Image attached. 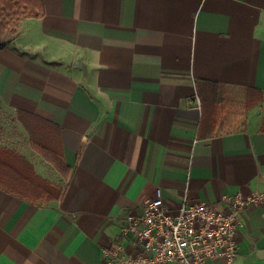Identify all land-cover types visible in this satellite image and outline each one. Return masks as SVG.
Wrapping results in <instances>:
<instances>
[{"label": "crops", "instance_id": "obj_1", "mask_svg": "<svg viewBox=\"0 0 264 264\" xmlns=\"http://www.w3.org/2000/svg\"><path fill=\"white\" fill-rule=\"evenodd\" d=\"M45 7L0 51V115L19 128L3 146L63 195L30 201L0 186V264H107L121 243L132 253L123 218L142 214L157 188L172 212L185 201L222 210L224 196L264 192V0ZM208 83L228 101L245 103L250 90L263 100L241 128L228 118L210 137L201 128ZM21 114L61 128L68 179L34 149ZM236 240L233 261L207 264H264V200L243 211Z\"/></svg>", "mask_w": 264, "mask_h": 264}, {"label": "built area", "instance_id": "obj_2", "mask_svg": "<svg viewBox=\"0 0 264 264\" xmlns=\"http://www.w3.org/2000/svg\"><path fill=\"white\" fill-rule=\"evenodd\" d=\"M264 200V192L249 196H224V209L213 204L185 201L177 212L164 203L157 188L142 214H127L122 231L134 245L126 253L124 243L105 252L107 264H207L222 259L233 261L238 255L237 233L243 211Z\"/></svg>", "mask_w": 264, "mask_h": 264}, {"label": "trees", "instance_id": "obj_3", "mask_svg": "<svg viewBox=\"0 0 264 264\" xmlns=\"http://www.w3.org/2000/svg\"><path fill=\"white\" fill-rule=\"evenodd\" d=\"M45 14V0H0V51L16 41ZM207 85L212 87L208 88L207 97L203 98L207 108V120L205 122L203 120L201 128L204 125L206 133L212 137L218 128L220 130L226 128L228 112L235 104L223 98L218 84ZM262 100L261 92L250 90L247 101L239 105L244 113ZM235 111L232 110L233 113ZM20 119L30 135L34 149L65 179H68L72 168L65 159L61 128L48 122L43 124L41 119L30 115L21 114ZM231 127L230 124L227 129ZM0 186L7 192L30 201H56L63 195V189L40 176L29 159L18 151L2 145H0Z\"/></svg>", "mask_w": 264, "mask_h": 264}, {"label": "rangeland", "instance_id": "obj_4", "mask_svg": "<svg viewBox=\"0 0 264 264\" xmlns=\"http://www.w3.org/2000/svg\"><path fill=\"white\" fill-rule=\"evenodd\" d=\"M238 95H234L233 97L238 96ZM230 102H233L235 104L233 105L232 110L234 109L236 111L234 113H230L231 115L228 118H231L230 122L232 125L239 122L237 128H241V124L244 118L246 117L245 116L246 112L243 113L242 108L239 105L240 102H236V101H230ZM250 114H251V117L253 116L252 118H256V110H254ZM18 134H19V128L15 125L12 116L1 114L0 115V145L12 146L13 144L12 140Z\"/></svg>", "mask_w": 264, "mask_h": 264}]
</instances>
